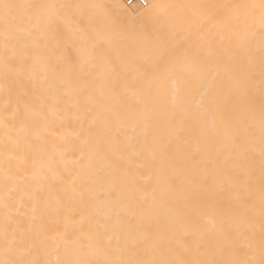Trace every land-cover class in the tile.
I'll return each mask as SVG.
<instances>
[{"label": "snow or ice", "instance_id": "1", "mask_svg": "<svg viewBox=\"0 0 264 264\" xmlns=\"http://www.w3.org/2000/svg\"><path fill=\"white\" fill-rule=\"evenodd\" d=\"M17 13L22 27L16 26ZM257 28L258 47H243ZM191 34L200 42L189 43ZM0 41L8 81L5 152L23 148L27 155L46 147L49 138L60 136L62 115L75 112L78 122L88 123L71 162L81 165L82 180L79 188L73 183V195H87L94 207H81L79 221L36 226L42 243L63 248L55 264H264V0H144L135 17L109 0H0ZM198 80L217 85L208 101V90L201 92L198 105L199 115L215 105L211 136L189 123L182 90ZM164 82L174 86L171 108L162 103ZM161 118L170 128L168 138L153 130ZM129 125L143 126V139L121 146L117 137ZM197 138L203 145L193 151L189 144ZM130 158L144 161V188L163 181L171 200L161 199L146 213L122 208L121 181L130 175ZM92 168L98 174L110 170L107 196L91 192L85 169ZM155 195V189L142 190L140 201ZM202 207L216 212L211 228L199 221ZM96 212L109 214L104 225L91 222ZM177 216L190 221L180 244L171 223ZM9 219L6 214L0 264H42L33 246L21 243L22 225Z\"/></svg>", "mask_w": 264, "mask_h": 264}, {"label": "bare ground", "instance_id": "2", "mask_svg": "<svg viewBox=\"0 0 264 264\" xmlns=\"http://www.w3.org/2000/svg\"><path fill=\"white\" fill-rule=\"evenodd\" d=\"M109 0L110 3H119L121 11L124 15L135 17L143 11V4L138 1L129 2L128 0ZM8 3L27 4L34 3L37 0H5ZM55 2H63V0H55ZM81 2H90V0H81ZM151 2V0H150ZM173 3H200L205 0H168ZM217 4H236L245 2H257V0H210ZM22 11V10H21ZM16 26L22 27L23 21L20 19L19 13L16 14ZM261 40L259 29L255 31V35L250 39L246 48L258 47ZM200 37L196 34H191L189 43H199ZM19 54V49L16 50ZM11 54V53H10ZM4 47L0 41V237L5 223V215L8 214L9 222L13 225L19 223L22 225L24 235L20 237L21 243L27 242L33 246V255L36 256L42 264H55L58 258H63L64 252L61 247L59 250L51 243H42V237L37 233L36 226L43 223L49 227L62 225L65 219L79 221L81 219L80 209L84 205L94 207V202L86 195L81 199L78 195H73V183L77 188L82 183L81 178L77 175L81 169V165L71 163L79 156V148L81 143L88 135V123H80L76 119V113L73 112L70 117L63 116L58 121V131L60 136L55 139L49 138L46 147L39 151H33L31 154H25L23 148L15 153L5 152L4 136L5 129L3 127V119L7 115L4 111V104L8 99V93L4 85L8 82L5 78V70L3 64ZM51 79V72L48 73ZM40 80H43V71L41 70ZM254 89L257 104L259 103L260 87L258 83ZM163 90L164 96L162 103L169 108L172 106V91L174 86L170 82H164L159 85ZM217 85L204 80H198L183 88L185 96V105L188 109L189 123L197 124L205 127L212 135L214 127L213 113L216 112L215 105L212 106V111L205 112L199 115L198 105L201 101V92L208 90L209 95L204 97L205 101L210 99L212 91ZM109 98L106 97V100ZM114 100V98H111ZM111 102V101H109ZM251 118V117H250ZM62 121V122H61ZM198 121H203L199 124ZM153 130L159 129L160 135L168 138L170 128L161 118L159 121H153ZM259 127L257 119V129ZM145 129L143 126L133 130L132 125H129L126 130L122 131L117 137L121 146L136 144L138 140L143 139ZM80 133L79 136L74 135ZM185 138L188 136L186 134ZM13 140L16 136L13 135ZM203 141L197 138L196 142H191L189 147L195 151L198 147H202ZM259 143L257 132V143L255 144L254 155L259 163ZM39 149V146H37ZM61 153L63 157L61 158ZM75 153V155H73ZM11 155V159L7 157ZM143 159L130 158L126 159L125 165L130 169V175L121 181L122 189L125 192V199L122 208L129 214L146 213L151 205L158 204L161 199L171 200L167 194L166 185L161 181L153 183L144 188L143 181L148 173L142 171ZM166 162L162 161L161 164ZM88 164L85 159L84 165ZM90 177L89 184L92 193H103L107 196L112 185L109 179L110 170L105 169L102 173H97L95 168L85 169ZM155 189V199L150 198L147 203H141V191L151 193ZM87 192V189H85ZM37 193H40L37 199ZM7 204V208H5ZM163 211V210H162ZM199 221L201 225L212 227L217 222L216 212L211 207H202L199 210ZM72 213H76L72 215ZM108 213L96 212L92 219V223L104 225L108 219ZM171 223L175 231V242L184 243V236L190 225V221L184 217H174Z\"/></svg>", "mask_w": 264, "mask_h": 264}, {"label": "built area", "instance_id": "3", "mask_svg": "<svg viewBox=\"0 0 264 264\" xmlns=\"http://www.w3.org/2000/svg\"><path fill=\"white\" fill-rule=\"evenodd\" d=\"M129 2H134V1H138L140 2L141 4H144V0H128Z\"/></svg>", "mask_w": 264, "mask_h": 264}, {"label": "rangeland", "instance_id": "4", "mask_svg": "<svg viewBox=\"0 0 264 264\" xmlns=\"http://www.w3.org/2000/svg\"><path fill=\"white\" fill-rule=\"evenodd\" d=\"M122 2L125 4V1L124 0H122Z\"/></svg>", "mask_w": 264, "mask_h": 264}]
</instances>
